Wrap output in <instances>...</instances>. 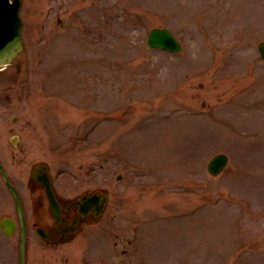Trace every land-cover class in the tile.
Segmentation results:
<instances>
[{"label":"rangeland","instance_id":"rangeland-1","mask_svg":"<svg viewBox=\"0 0 264 264\" xmlns=\"http://www.w3.org/2000/svg\"><path fill=\"white\" fill-rule=\"evenodd\" d=\"M22 16L21 71L0 74V158L12 180L45 162L110 200L33 261L264 264V0H24ZM154 26L182 51L150 48Z\"/></svg>","mask_w":264,"mask_h":264},{"label":"flooded vegetation","instance_id":"flooded-vegetation-1","mask_svg":"<svg viewBox=\"0 0 264 264\" xmlns=\"http://www.w3.org/2000/svg\"><path fill=\"white\" fill-rule=\"evenodd\" d=\"M2 178L0 174V179L2 180ZM47 178L52 196L44 184V179ZM12 181L21 195L28 242L31 238H35L34 248L39 251L47 248L62 249L65 244L61 243L62 241L67 238L76 239L84 230L86 224L95 223L94 221L103 216L97 212V205H100L103 199L101 196L103 189L101 187L88 186L77 189L74 181L63 174L59 178H54L48 164L45 162H36L29 171L21 170L17 179ZM5 192L8 195L7 200H11V193L7 190ZM6 203H0V208L10 205V201ZM107 204L108 202L105 205L107 206ZM57 210H60L59 214H57ZM103 210L105 211V209ZM16 214L15 218L8 215L0 217V255L3 256L0 257V264H12L11 257L16 254L19 248V244L17 245L19 240L15 239L14 241L13 239L18 236L21 237L22 233L17 209ZM8 217L17 223L16 228L10 235L1 226V220ZM53 252L57 253L56 251ZM6 254L10 261L6 258ZM64 256L60 258L62 264H75V261L70 260L71 256ZM83 260L87 261L84 254L82 256ZM26 263L41 264L39 260L30 263L29 257L26 258ZM55 263L57 264L58 261Z\"/></svg>","mask_w":264,"mask_h":264},{"label":"water","instance_id":"water-1","mask_svg":"<svg viewBox=\"0 0 264 264\" xmlns=\"http://www.w3.org/2000/svg\"><path fill=\"white\" fill-rule=\"evenodd\" d=\"M23 0H0V68L12 63L17 59L23 51V20L21 17V8ZM148 45L151 47H159L172 51H179L181 44L172 31L167 28H152L149 32ZM259 50L264 58V41L259 44ZM228 156L225 153H218L208 163V170L211 174H218L227 164ZM8 184L16 197L21 220L23 222V212L20 197L14 186L7 179ZM49 194L52 196L51 187L48 178L44 179ZM107 200L106 195L102 199V203L97 205V212L101 214L104 204ZM99 203V202H98ZM23 226V225H22ZM4 229L10 234L15 227V223L8 221L3 222ZM25 253V235L23 234L21 243V262H24Z\"/></svg>","mask_w":264,"mask_h":264},{"label":"bare ground","instance_id":"bare-ground-1","mask_svg":"<svg viewBox=\"0 0 264 264\" xmlns=\"http://www.w3.org/2000/svg\"><path fill=\"white\" fill-rule=\"evenodd\" d=\"M242 2L244 3V2H247V0H242ZM263 122H264V119H263Z\"/></svg>","mask_w":264,"mask_h":264}]
</instances>
